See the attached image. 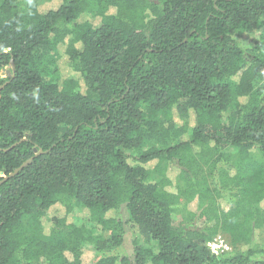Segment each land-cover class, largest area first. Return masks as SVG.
Listing matches in <instances>:
<instances>
[{"label": "trees", "instance_id": "1", "mask_svg": "<svg viewBox=\"0 0 264 264\" xmlns=\"http://www.w3.org/2000/svg\"><path fill=\"white\" fill-rule=\"evenodd\" d=\"M48 1L0 0V264H263L264 0Z\"/></svg>", "mask_w": 264, "mask_h": 264}, {"label": "rangeland", "instance_id": "2", "mask_svg": "<svg viewBox=\"0 0 264 264\" xmlns=\"http://www.w3.org/2000/svg\"><path fill=\"white\" fill-rule=\"evenodd\" d=\"M42 3H44V4H42V10L43 11L44 10H48L50 8H54V7H56V4H57V2H55V1H52L51 2V1H48V0H42ZM91 9H92V12L90 13V15L93 16V15H95L94 13H95V10H96V5L93 4L92 7H91ZM261 33H262V29L261 28L260 29H256L254 31L242 32L240 34L239 38H240L241 41H243V43L245 45H251L256 40H258L260 38ZM63 51H64V49L62 50V52ZM59 64H60V67L62 69V77L64 79L65 78H68L70 76H75L74 75V72L70 69V66L68 64V61H67V59L65 57H62L61 59H59ZM8 70L9 69H6V70H4L2 72L4 78L9 76V74L7 73ZM254 158L256 160L261 161L262 160V156H261L260 152L255 153ZM81 215H83V213H81V212L78 211L77 212V216H76V223L78 225L79 224L82 225L83 223H86L87 224L88 221L87 220L84 221L82 219V216ZM88 225H91V223H88ZM221 237L224 239V241L226 243L229 244L230 238H229L228 235L222 233L221 234ZM259 239H260L261 242H264V233L260 234ZM230 247H231V245H230ZM231 249H232V247H231ZM124 253H125L124 250H121L120 251V254H124ZM94 254H95V251L91 247L88 246L87 247V256H88V258H90V259L93 258L94 257Z\"/></svg>", "mask_w": 264, "mask_h": 264}, {"label": "built area", "instance_id": "3", "mask_svg": "<svg viewBox=\"0 0 264 264\" xmlns=\"http://www.w3.org/2000/svg\"><path fill=\"white\" fill-rule=\"evenodd\" d=\"M208 247L211 252L217 256L231 250L230 245L224 241L221 235H218L211 242H209Z\"/></svg>", "mask_w": 264, "mask_h": 264}, {"label": "water", "instance_id": "4", "mask_svg": "<svg viewBox=\"0 0 264 264\" xmlns=\"http://www.w3.org/2000/svg\"><path fill=\"white\" fill-rule=\"evenodd\" d=\"M11 66L14 69V61L11 62ZM8 74H10V71H7ZM43 150H40L39 153H36V156H39L41 154H43ZM35 157L29 159L28 161H26L21 167H19L14 173H12L9 177H5L3 181L0 182V186L3 185L7 180H9L10 178L16 176L20 171H22L26 166H28L31 162H33Z\"/></svg>", "mask_w": 264, "mask_h": 264}]
</instances>
